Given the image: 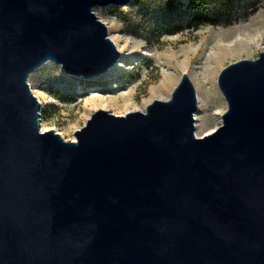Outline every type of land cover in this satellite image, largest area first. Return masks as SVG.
Returning <instances> with one entry per match:
<instances>
[{"label":"water","instance_id":"obj_1","mask_svg":"<svg viewBox=\"0 0 264 264\" xmlns=\"http://www.w3.org/2000/svg\"><path fill=\"white\" fill-rule=\"evenodd\" d=\"M130 1L0 0V264H264V52L219 71L208 134L186 73L144 112L40 130L30 72L104 74L119 52L92 7Z\"/></svg>","mask_w":264,"mask_h":264},{"label":"rangeland","instance_id":"obj_2","mask_svg":"<svg viewBox=\"0 0 264 264\" xmlns=\"http://www.w3.org/2000/svg\"><path fill=\"white\" fill-rule=\"evenodd\" d=\"M165 1L131 0L121 6L92 7L96 18L106 25L107 36L119 52L118 61L104 74L83 79L81 76L65 73L59 64L52 61L44 62L30 72L27 83L40 102V119L44 128H54L53 131L61 132L64 139L74 138V131L81 128L89 118L83 115V103L92 90L111 96L117 95L121 90H129L132 106L128 107V112H144L146 105L154 99L166 100L170 97L182 73H186L190 79V75L197 74L202 69V59L191 62L187 69L176 70L175 67H165L161 60H155L157 55L173 51L179 62L183 58L179 50L186 45L197 44L200 39L209 42V38L211 40L212 35L217 32L231 33L236 29L243 38L253 40V47L223 58L214 74L212 88L208 83L205 84V94L190 79L196 95L194 135H203L199 132L196 134V124L208 125L213 131L218 128L227 104L217 87V75L229 63L254 59L259 52H264V0L241 2L238 12L228 24L200 23L195 29L185 22V4L188 0H173L172 17H176L179 30L157 35L154 28L167 15ZM252 8L254 9L251 10ZM260 20L263 21V26L255 28L253 24ZM164 69L170 70L171 76L167 91L165 94L150 96L149 88L158 85ZM108 112L112 113L113 110Z\"/></svg>","mask_w":264,"mask_h":264},{"label":"bare ground","instance_id":"obj_3","mask_svg":"<svg viewBox=\"0 0 264 264\" xmlns=\"http://www.w3.org/2000/svg\"><path fill=\"white\" fill-rule=\"evenodd\" d=\"M253 25L256 26L255 28L257 27L261 28L263 26V21L261 20L256 21L255 24ZM247 31H251V30H247ZM210 38H209V42L208 41L206 42L205 41L206 39L205 40L200 39L197 44H188L184 48H181L179 50V53H181L183 58L179 62L176 60L177 54L173 51H170L165 54H159L157 55L156 58L155 57L154 58L155 60H161L163 63L162 65H164L165 67L166 66L169 68L175 67L176 70L187 69L189 68L191 62L202 59L203 62L200 61L202 62V69L197 74L193 73L192 75H190V79L193 83L196 84V87L199 89V91L205 94L206 93L205 90L206 88L204 89L205 84L208 83L210 89L212 88L214 74L217 68L220 66L223 58L229 55H235L237 52L241 50L248 51L253 47V40H251V38H249L250 40L248 38L247 39L243 38L238 31L236 32V29L231 33L222 32V31L217 32L212 35L211 40ZM110 41L112 42L111 39ZM167 70L166 69L163 70L161 74L162 77L158 85L156 87L154 86L152 88H149L150 96L154 94L156 95L163 93L165 94V92L167 91L169 80L171 77L169 74L170 70L169 71ZM94 91L95 90H92L90 92L89 96L84 100L83 103L84 106L83 115L86 116V118L89 117L96 110H105V111L113 110L112 114H116V115H124L128 111H130L128 110L129 109L128 107L132 106V102H131L132 100L129 90H121V92L119 91L118 94L114 96L101 94L99 92H94ZM39 126L41 131L54 129V128H44L42 126V119H39ZM196 128H197L196 134L199 132L204 135L213 131L212 127L204 124L203 125L196 124ZM57 133H59L62 136L61 132L57 131Z\"/></svg>","mask_w":264,"mask_h":264},{"label":"trees","instance_id":"obj_4","mask_svg":"<svg viewBox=\"0 0 264 264\" xmlns=\"http://www.w3.org/2000/svg\"><path fill=\"white\" fill-rule=\"evenodd\" d=\"M249 3L248 0H188L185 4L186 25L197 28V24H228L238 12V6ZM253 2V1H252ZM173 0L165 1L166 19L158 23L154 30L157 35L179 30L176 17L173 16ZM252 8L251 10H253Z\"/></svg>","mask_w":264,"mask_h":264},{"label":"built area","instance_id":"obj_5","mask_svg":"<svg viewBox=\"0 0 264 264\" xmlns=\"http://www.w3.org/2000/svg\"><path fill=\"white\" fill-rule=\"evenodd\" d=\"M39 113H40V111H39ZM40 116H41V114H40Z\"/></svg>","mask_w":264,"mask_h":264}]
</instances>
